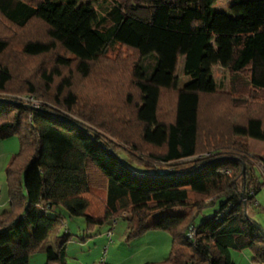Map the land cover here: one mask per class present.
I'll list each match as a JSON object with an SVG mask.
<instances>
[{
	"label": "trees",
	"instance_id": "trees-1",
	"mask_svg": "<svg viewBox=\"0 0 264 264\" xmlns=\"http://www.w3.org/2000/svg\"><path fill=\"white\" fill-rule=\"evenodd\" d=\"M216 4L0 0V142H19L5 169L0 264L40 252L64 225L56 207L88 233L126 220L127 243L168 234V257L147 264H234L231 252L264 264L246 216L264 187L247 142L264 143V0H232L229 13ZM181 60L189 82L179 86ZM172 208L185 212L146 225ZM69 239L46 264H67Z\"/></svg>",
	"mask_w": 264,
	"mask_h": 264
},
{
	"label": "rangeland",
	"instance_id": "rangeland-1",
	"mask_svg": "<svg viewBox=\"0 0 264 264\" xmlns=\"http://www.w3.org/2000/svg\"><path fill=\"white\" fill-rule=\"evenodd\" d=\"M261 1V0H258ZM229 4V0H218L217 1V6L218 8H221L222 11L229 13V10L227 9V5ZM225 7V8H224ZM217 8V9H218ZM220 10V9H218ZM183 60L179 62V67H178V78H179V86L184 85L186 82H189V79L186 78L183 75ZM214 78L217 83L218 90L220 92L227 93L228 92V74L226 71H224L222 68L216 67L214 69ZM11 142L14 144L18 145L19 148V142L17 137H12L6 140H3L0 142V190H1V196L2 200L6 198L7 200V191H6V185H5V169L6 166L8 165L9 161L6 156H4V153L2 152V145L5 146H10ZM249 145V159L253 161V164L256 165V163L261 164L262 166L264 163L255 160L254 158L259 157L264 160V143L258 140L254 139H249L248 141ZM17 148V150H18ZM8 151V149H7ZM9 154V152H8ZM121 158L134 170V171H139L141 172L142 170H139L138 168H135L133 165L129 164L127 161L126 156L124 154L121 155ZM10 159V158H9ZM257 179L263 183V178L260 177V174L258 171H256ZM254 202L257 205L256 207L248 208L247 213L249 216L258 222V224L261 226L263 232H264V187L256 194L254 198ZM218 208V205L214 206H209L203 209L201 214L198 216L196 219V223H199L202 221L204 218L210 216L213 214L214 211H216ZM8 207L6 208V210ZM185 208H172V209H167L165 211H161L154 216H152L146 223V225H151L161 219L162 217L166 216H171V215H179L183 213ZM3 209H0V212H2ZM52 215L55 214H60L64 217L65 222L64 225L52 230L49 233V236L47 240L44 242L41 250L47 249V247L52 243V240L55 239L56 237H61V236H69V242L67 244V264H78V262L74 259H79L83 261L84 264H93L95 257L98 255V263L100 262L101 259L104 258L105 252V247L109 248L111 247V243H109V239H107V242L103 246H98L96 245V233L100 231V227H97L95 230L92 232H87L86 226H85V221L84 218L82 217H69L66 211L62 207H56L53 208L51 211ZM125 221L120 220L119 223H124ZM99 228V229H98ZM151 234H156L162 236L161 241H157L158 249L156 253V259H159V261H163L168 257L169 251H170V236L164 232H158V233H151ZM113 241V239H111ZM107 244V245H106ZM40 250V251H41ZM111 248L109 249V251ZM245 254V255H241ZM231 255L238 263L239 258L242 256H249L250 259L252 260L251 255L248 252H231ZM108 264H111L108 260Z\"/></svg>",
	"mask_w": 264,
	"mask_h": 264
},
{
	"label": "crops",
	"instance_id": "crops-1",
	"mask_svg": "<svg viewBox=\"0 0 264 264\" xmlns=\"http://www.w3.org/2000/svg\"><path fill=\"white\" fill-rule=\"evenodd\" d=\"M231 4H232V0H229V4L227 5L228 10ZM218 9L222 10L221 8ZM17 148L18 145L14 144V142L13 143L11 142L10 146H7L6 148L4 145H2V152L4 153V156H6L7 154L8 161L12 158L13 155H15L18 152ZM7 207H8V198L7 200L6 198L2 200L1 190H0V209L6 211ZM123 221L125 222L119 223L118 221L115 224L114 229L112 231H111L110 223H107L101 226L100 231L96 233L95 236L96 245L103 246L107 242V239H109L110 240L109 243H111L110 251H109L110 249L109 246L104 248L105 251L107 250L103 258L106 264H108V260L111 264H147V263L161 262L159 261V259H156L155 255L158 249L157 241H161L163 237L160 235L151 234V233H158L159 231H152V230L148 231L143 236L127 243L126 237L130 225L126 220ZM109 231H111L110 237L108 236ZM58 238L59 237L53 239L52 243L47 247V249L50 247L55 248ZM111 239H113V241ZM47 249L41 250L36 255L32 256L28 264H46ZM66 255H67V249H66ZM241 255H245V254H241ZM231 259L234 264H255L252 262L249 256H242L241 258H239L238 263L234 261L232 255H231ZM74 260H76L78 264H84L83 261L79 259H74ZM98 260L99 259L97 255L94 259L93 264H98Z\"/></svg>",
	"mask_w": 264,
	"mask_h": 264
},
{
	"label": "built area",
	"instance_id": "built-area-1",
	"mask_svg": "<svg viewBox=\"0 0 264 264\" xmlns=\"http://www.w3.org/2000/svg\"><path fill=\"white\" fill-rule=\"evenodd\" d=\"M255 168H256V171H258V173L260 174V177L263 178L264 180V166H262L261 164L259 163H256L255 165ZM254 206H257L255 204V202L253 203ZM115 222H111L110 223V227H111V231L114 229V226H115ZM111 231L108 232V236L110 237L111 235ZM187 237L190 239V240H194L195 237H196V228L194 226H191L187 232ZM98 264H106L105 260L102 259L100 260V262Z\"/></svg>",
	"mask_w": 264,
	"mask_h": 264
},
{
	"label": "water",
	"instance_id": "water-1",
	"mask_svg": "<svg viewBox=\"0 0 264 264\" xmlns=\"http://www.w3.org/2000/svg\"><path fill=\"white\" fill-rule=\"evenodd\" d=\"M0 102H6V100H1V99H0ZM118 158H119V157H118ZM119 160H120V162H122L120 158H119ZM244 198H245V196L242 195V199H244ZM244 207H245V210H246V209H247V202H246V201H244ZM246 216L248 217L247 211H246ZM248 218H249V217H248ZM249 219H251V221H252L254 227L260 232V234H261V236L263 237V240H264V232H263L261 226L258 224V222H256V221L253 220L252 218H249Z\"/></svg>",
	"mask_w": 264,
	"mask_h": 264
}]
</instances>
